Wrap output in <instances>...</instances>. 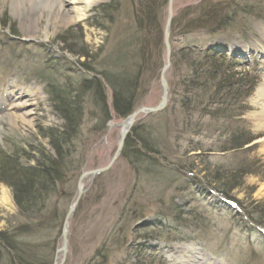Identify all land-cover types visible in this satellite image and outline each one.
Listing matches in <instances>:
<instances>
[{
	"label": "rangeland",
	"instance_id": "obj_1",
	"mask_svg": "<svg viewBox=\"0 0 264 264\" xmlns=\"http://www.w3.org/2000/svg\"><path fill=\"white\" fill-rule=\"evenodd\" d=\"M49 1L51 10L26 2L14 10L11 0H0V234L29 218L37 222L36 216L42 213L36 212L43 207L45 211H54L55 219L50 218L47 226L25 227L33 232L34 241L39 240V236L47 242L54 240L47 245L46 254L52 258V264H59L62 255L56 251L62 245L63 222L76 198L78 178L82 173L103 168L111 161L125 119L110 112L109 119L99 126L85 108L82 115L86 113V118L82 126L74 127L77 132L74 128L68 131L70 149L62 146L63 153L59 151L58 154L46 136L54 133L59 137L58 134L65 132L66 128L49 104L50 89L47 90L45 83L57 86L56 89L62 88L66 79L75 80L76 74L86 73L77 63L120 69L118 57L123 55V42H128L133 32L132 22L135 21L134 10L138 1L98 0L76 23H67L72 16L68 11L70 5L64 3L60 7L61 0ZM207 1L210 0H173L172 20L176 18L181 24L196 16L203 5L207 6ZM211 1L229 4L228 0ZM232 2L247 8L235 13L233 23L223 26L226 32L220 30L221 33L206 35L209 28H202L185 34L178 27L169 40L171 53H178L187 45L194 48L196 45L201 50L211 43L230 44L234 49L238 46L233 57L234 71L238 76L242 75L240 78L247 75V84L253 80L250 78H256L250 96L240 98L239 107L244 109L237 107L234 114L239 116L234 126L226 125L230 123L225 117L218 121L206 120L205 131L197 129L202 136L197 139L190 135L194 143H200L201 151L183 156L164 152L170 167L183 163L194 168L191 175L196 180H191V186L174 196L186 224L174 221L168 224L164 223L165 218L155 217L165 207L154 199L160 178L154 176L158 181L153 183L154 180L150 181L152 173L148 177H138L139 170L136 172L119 155L109 170L83 180L81 199L68 221L67 247L62 264H264V235L260 230L264 229V194H259L264 183V153L259 141L264 133L258 134L261 129H257V115L264 107V100L255 99L260 87L264 88V0ZM257 11L262 14L260 17ZM159 18L164 28L167 5L160 9ZM84 53L89 59L80 57ZM178 56L176 73L171 74L169 70L166 75L169 94L171 90L174 94L175 90L182 89L178 84L192 73L188 65L194 59L190 56L178 59ZM165 61L163 46L159 61H155V66L161 64L159 71L150 68L152 72L147 70L146 75H142L141 90L135 98L139 107H154L159 103L162 94L159 76ZM214 81L216 86V79ZM105 92L110 106L111 92L108 89ZM169 99L170 96L168 103ZM160 113L139 115L136 120L143 122L142 126L149 122L151 126L162 123L166 128L161 143H167V139L171 142L175 134L181 135L182 131L188 135L192 132V129L188 132L184 129L182 114ZM189 115L190 120L195 118L191 113ZM11 116L16 118L15 125L10 123ZM236 129L251 138V143L241 150L220 152L231 146L227 134ZM72 131L76 133L74 136ZM224 131L226 135L220 136ZM212 143L213 152H208ZM4 153L19 159L27 172L20 175L12 170L7 172L10 158L4 160ZM51 161L60 162L56 170L63 182L56 181L55 175L57 184L54 188L48 187L39 175L32 178L38 164L51 171ZM30 179L34 181L33 187ZM9 182L15 185L21 182L17 190L18 193L21 190L20 194L25 193L26 200L19 195L25 211L21 212L13 200ZM40 183L42 187L38 186ZM177 183L180 184H173ZM53 191L55 194L51 196ZM170 193V190L166 191L164 197H171ZM135 205L143 206V215L135 211ZM192 211H195L194 216H189ZM168 226L177 233L167 230ZM38 232L43 233L37 237ZM53 242L56 244L54 253L50 250ZM7 262V259L0 258V264Z\"/></svg>",
	"mask_w": 264,
	"mask_h": 264
},
{
	"label": "trees",
	"instance_id": "obj_2",
	"mask_svg": "<svg viewBox=\"0 0 264 264\" xmlns=\"http://www.w3.org/2000/svg\"><path fill=\"white\" fill-rule=\"evenodd\" d=\"M137 1L138 3L134 10L136 14V16H134L135 21L133 20L132 22L134 26L133 32L128 42H123V55L118 57L120 61L117 63L121 66L120 69L114 66L108 69L107 67L95 65L93 63H77L86 73L82 75L73 73L76 74L75 80L66 79L62 84V88L56 89L55 87L57 86H53L47 82L46 88L47 90L50 89L48 92L51 108L54 113L64 121V128H66L65 132L58 134L59 137H55L54 133L46 136L52 148L55 149L58 154L59 151L63 153L61 150L62 146H64L65 149H70L71 146L69 142L71 139L68 131L73 130L74 127L82 126V122H84V118H86V113L82 115V111L85 110V108L87 112H89L87 114L93 117L96 124L99 126L109 119L110 112H114L118 117L125 119L139 107V102H137L135 98L136 93H139L141 90L140 81L143 73L146 75L147 70L151 71L150 68L158 72L161 68V64L160 67L155 66V61H159V53L163 47V22L159 18V11L167 5L168 0ZM206 3H208L207 6H205L206 4L203 5L196 16L182 21L181 24L180 21L178 23L176 18H174L170 26L169 40L171 37H174L175 30L178 29V27L181 28V31L185 32V34L191 33L195 29L202 28H209V30L205 32L208 35H213V32H218L219 30L226 31V27L223 26H226L227 23H233L235 13L247 8V6L238 7L232 0H228L229 6L226 4L221 5L219 2L212 3L211 0ZM233 9L235 10L231 13ZM257 12L259 16L260 12ZM247 13L245 15H247ZM196 47V45L195 48L187 45L178 50V53L174 51L171 53V74H175L179 66V60L176 59L177 54L179 55L178 59H183L187 56L194 59V61L190 62L188 65V69L192 70V73L189 74V77L186 76L182 83L178 84V87H182V89L179 88L180 90L177 92L175 90L174 94L172 90L170 91L169 103L163 112L160 113L164 114L166 112H171L172 114H182L181 122L184 129H186L187 132L189 129H192V132L188 135V133L182 131L180 132L181 135L175 134L171 142L167 139V143H161L162 135L166 128L162 126V123H155V125L151 126L149 122L147 125L142 126L143 122H136L125 138L120 154V158H124L136 172L139 170L137 172L138 177H148L152 173L153 176L151 175L150 181L154 180L153 183L158 181V179H154V176L160 178L159 189L154 193V199L161 206L163 205L165 207L161 209L162 212L160 211L159 214H155V217L158 219L162 217L165 218L166 222H163L168 224L172 221L180 225L181 223L186 224L181 216L183 214V212H181V206L174 202V196L176 193H181L183 189H186L185 187L191 186V180H196V178L191 175L194 169L192 165L186 167L183 163H177L175 166L170 167L169 163H166L167 156L164 152H167L168 155L170 152H175L176 154L180 153L183 156L191 152L201 151L202 147L199 146L200 143H194L190 135L196 136L197 139L202 136L199 132L205 131L203 128L205 124L204 121L206 120L212 121L215 119V121H218L225 117L227 123H230L226 125L234 126V123H236L235 121H237L236 117L237 115L239 116V114H234L237 107L240 110L244 109L242 106L239 107L240 98H247L250 96L255 85L254 78H250L253 80H250L249 84H247L245 82L249 79L247 75L240 78L242 75L238 76L237 72L232 70L229 63L227 64L224 59L213 55L211 50L204 51L200 50L199 47H197V50ZM80 57H84L85 60L88 58L85 53ZM116 70H119V73H116ZM214 79L217 81L216 86L213 85V83H215ZM243 84L245 86H243ZM169 85H171L170 82ZM105 89L111 92L110 106H108L106 101L107 95ZM189 113L195 116L193 120H190L191 116ZM198 128L201 131L197 130ZM74 131L77 132L75 128ZM75 132L72 131V136L76 134ZM207 132H209L208 129ZM224 135H226V131L220 136ZM227 135L229 136L228 143L231 146L223 148L220 151L223 153L224 151L241 150L252 141L251 138L246 137L237 129L233 132H228ZM178 139H182L181 143L178 142ZM174 141L176 142L174 143ZM162 144H165L166 147ZM173 144L177 147L174 148ZM208 152H213V143L209 146ZM5 156V153L2 154L4 160L10 158L8 162L10 167H12H8L9 169L6 168L7 172L12 170L11 172L15 174L18 173L19 175L27 172V170L21 167L19 159L14 156H6L5 158ZM51 163V168H53L51 171L47 166L38 164L36 175H32V178H37V175H39V177L44 179L46 185H49L48 187L54 188L57 184L56 181H59L60 184H63V182L62 176L59 177V173L56 170L60 162L51 161ZM29 170L30 169H28V171ZM54 176L57 179L56 181ZM174 182H180V184L177 183L175 185L173 184ZM30 183L31 187H33L34 181L30 179ZM19 184H21V182H16V185L13 182L8 183L13 192V200L19 210L23 212L25 211L22 205L23 200L21 201L19 199V195L23 198L25 193L21 192L20 194V189L18 193L17 185ZM40 185L41 183L38 184V186ZM40 187H42V185ZM168 190H170V196H172L165 198L164 195ZM54 192L55 191H53L51 196L55 194ZM24 200H26L25 197ZM134 208L136 209L135 211H140L143 215V206L135 205ZM45 209L46 208L43 207V209L36 212L38 213L40 211L39 214L42 213V215L36 216L35 219H37V222L29 218L27 222L20 223L16 228L14 227V229L0 234V258L2 257L3 260L7 259V264H52V258L50 255L47 256L46 251L48 250L47 245L54 240L50 242H47L46 239L41 240V236L39 235L43 232H38L36 235L37 237L39 236V240L34 241L33 238H35V236H31L33 232L30 230L33 225L47 226L51 219H55L54 211H45ZM194 213L195 211L190 212L189 216H194ZM25 226H30V228H26ZM168 229L173 230V228L169 226L167 230ZM181 229L183 230V228L180 227V230ZM175 233H177V231H175ZM55 249L56 244L53 242L50 250L54 253ZM100 257L103 258V256Z\"/></svg>",
	"mask_w": 264,
	"mask_h": 264
},
{
	"label": "water",
	"instance_id": "obj_3",
	"mask_svg": "<svg viewBox=\"0 0 264 264\" xmlns=\"http://www.w3.org/2000/svg\"><path fill=\"white\" fill-rule=\"evenodd\" d=\"M172 3H173V0L167 1V19H166V22L164 25V30H163V46H164V50L166 53V61H165L163 68L161 69L160 76H159L160 88H161V92H162L160 101L154 107H140V108L136 109L130 116H128L124 120L123 124L121 125V131H120V135H119V143H118L117 149H116L111 161L105 167L95 169L92 171H88V172H84L79 176L78 181H77V186H76V198L74 200L73 205L68 210L66 217H65V220L63 222V231L61 232L62 245H61V248L58 251H56V253H61L63 255L59 264H62L64 261V255L66 253V247H67L66 229H67L69 218L73 214V212L77 206V203L79 201V198L82 195V192H83L82 191V182H83V180L86 177L92 178L95 175L104 173L110 169V167L112 166V164L114 163V161L117 159V157L119 156V154L121 152L125 137L127 136L129 129L131 128V126L133 125V123L135 122L136 118L139 115H149V114L159 113L167 105L168 85H167L165 75H166L167 70L169 69V66H170L169 30H170V25H171V20H172ZM124 124H126L125 127H124Z\"/></svg>",
	"mask_w": 264,
	"mask_h": 264
},
{
	"label": "bare ground",
	"instance_id": "obj_4",
	"mask_svg": "<svg viewBox=\"0 0 264 264\" xmlns=\"http://www.w3.org/2000/svg\"><path fill=\"white\" fill-rule=\"evenodd\" d=\"M11 1H12L11 7L14 10L20 8L21 6H24V4H26V3H29V4L35 3V4L39 5L40 7H42L43 10H51L52 9V7L49 8V5H51V1H49V0H11ZM96 2H98V0H61L60 1V4H61L60 7L63 6L64 3L70 5L68 11L71 12L72 16H70V18H71L70 20H67V23H76V22L82 20L85 11L88 8H90L92 5H94ZM261 15L262 14H259L258 17H260ZM24 39H26V38H24ZM263 54H264V51H263ZM261 87H260V90H258L256 92V97H255L256 101H261V100L263 101L264 100V88H261ZM50 102H49V104H50ZM257 117H258L257 119L259 121L257 129L258 130L261 129L258 134H261V133H264V107H261V112L257 115ZM9 120H10V123L12 125H15L14 121L16 120V118L13 119V116H11L9 118ZM125 126H126V124H124V127ZM131 128H132V126H131ZM127 134H129V133H127ZM259 143L262 144L261 148H262V152L264 153V136L260 139ZM259 194H264V183L261 185V188L259 189ZM79 199H81V198H79ZM72 215H71V217H72ZM62 257H63V255H62Z\"/></svg>",
	"mask_w": 264,
	"mask_h": 264
}]
</instances>
